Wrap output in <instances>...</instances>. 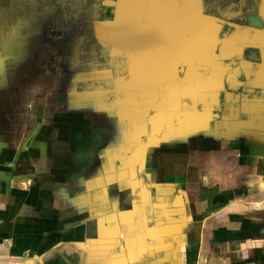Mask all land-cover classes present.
I'll use <instances>...</instances> for the list:
<instances>
[{
	"label": "crops",
	"instance_id": "crops-1",
	"mask_svg": "<svg viewBox=\"0 0 264 264\" xmlns=\"http://www.w3.org/2000/svg\"><path fill=\"white\" fill-rule=\"evenodd\" d=\"M184 8L147 6L142 15L154 9V16L130 29L131 42H126L128 52L123 55L128 69L120 74L112 68L111 96L90 104L91 114L112 112L109 127L94 121V126L108 130L98 141L105 147H95L88 155L86 149L65 152V141L58 142L61 148L49 142L60 167L65 156L69 160L92 156L99 164L91 173L97 182H89L92 178L76 188L39 187L35 168L22 167L24 161L15 163L20 167L12 172L14 181L27 185L8 188L0 197V264H193L187 261L193 247L185 244L194 237L204 238L205 264H232L227 244L214 247L217 241L211 240L205 247L207 237H213L214 218L220 223L239 221L253 208V214L243 219L257 223L253 234H264L259 227L264 220V0L258 14L243 25L206 15L197 3L187 2ZM247 50L258 53L259 61L249 60ZM160 90H171L170 96L158 99ZM164 98L169 113L163 131L150 136L154 132H148L144 120L142 134L139 113L151 120ZM138 138L141 181L132 188L128 179H116V173L125 169L116 148L125 149ZM34 155L39 159V152ZM122 157L129 159V152L124 150ZM194 174L199 183L184 179ZM8 190L23 193L22 200L11 198L17 195ZM38 190L46 191L59 206L36 204L32 192ZM115 190L129 193L112 201ZM26 196L25 211H20ZM26 205L33 214L26 213ZM117 206L118 211H112ZM214 206L221 214L207 215ZM207 224L208 232L202 227ZM221 229L222 238H228L229 229L223 230V225ZM240 235L238 227L236 237ZM252 244L259 247L254 253L263 255L264 244ZM214 252L226 255L224 261L213 263Z\"/></svg>",
	"mask_w": 264,
	"mask_h": 264
},
{
	"label": "rangeland",
	"instance_id": "rangeland-1",
	"mask_svg": "<svg viewBox=\"0 0 264 264\" xmlns=\"http://www.w3.org/2000/svg\"><path fill=\"white\" fill-rule=\"evenodd\" d=\"M104 1L0 0V130L4 132L0 133V154L2 153L0 197L5 196L4 191L8 188L20 190L26 187L27 182L23 184L19 182V179L14 181L15 176L12 174L16 167H20L17 164L15 166L19 160L25 162L22 167L35 168V175L40 182L39 187L61 184L76 188L75 186L80 187L92 178L93 181L89 182H97L98 177L91 173L99 169V164L92 162V156H86V159H83L82 155H78L79 158L76 160H69L65 156L62 161L63 167H60L57 165V159L52 156L48 144L52 142L54 148L58 146L61 148L58 142L65 141L66 145L63 146L65 152L71 148L79 154L86 149L88 155H91L90 151L93 153L95 147L103 148L107 145L98 141L104 138V134H108V130L99 128L96 122L94 126V121L97 120L105 127H109L112 122V112L105 115L91 114L90 104L106 100L111 96L108 90L111 86L112 68L120 74H124L125 69H128V63H125L123 55L128 52L125 51L126 42H131L130 29L137 24L140 25L142 19L152 18L154 16L152 10L156 7L172 6L186 10L184 5L187 2L197 3L198 9L202 8L206 15L243 25L247 23L246 13L258 14L261 2V0H169L168 4L167 0H113L115 3L113 20L100 21V6ZM147 6L154 9L142 15ZM103 47L109 48L108 61L100 58ZM171 86H174L172 81ZM165 90H160L158 99L170 96L167 94L171 90ZM165 98L157 102L158 111L151 114V120L147 121L146 117L143 118V112L139 113L138 121H142L140 122L143 128L142 134L146 133V122L148 132H154L150 136L160 135L163 131L169 113L167 106L163 103ZM236 119L240 120V117ZM44 123L49 125L46 126ZM223 132L226 134V130ZM235 134L232 135L235 136ZM94 139L97 140V144L92 141ZM147 139V137L144 138L145 141ZM139 143L140 138L131 145H125V149L116 148L120 155V162H124L125 165V172H117L116 179L117 181L128 179V186L132 185V188L134 184H139L141 181V175L137 173L143 163ZM152 149L153 147L150 146V150ZM124 150L129 152V159L125 160L122 157ZM37 152L40 154L39 159L34 155ZM19 153H21L20 156ZM29 155L32 157L30 164H28ZM184 164H182L183 170ZM151 176L158 177L155 172H152ZM132 178L136 180L130 181ZM103 179L107 183V176ZM184 179L199 183V177L196 174ZM66 190L68 191V188ZM8 193L17 195L16 198L11 195V198L22 200L19 198L23 195L20 191L8 190ZM49 193L53 197V193ZM114 193L116 197L112 201L123 198L129 191L115 190ZM46 194V191L39 193L38 190L36 194L32 192V195L36 196H32V200L37 199L35 203L41 206L46 202L51 208H57L58 201ZM42 195L45 198L41 197ZM27 200L26 196L24 199L26 202L18 206L20 211L24 210ZM116 204L113 203V205ZM132 206L134 205L127 208L131 209ZM119 208L120 206L113 207L112 211H118ZM212 208L213 211L207 209V215L221 214L219 206ZM25 209L29 215L33 214L32 210L28 212V205ZM253 211L254 208L250 209L245 214L246 217L252 215ZM245 215L234 222L220 223L217 222L218 217L214 218L215 223L211 232L213 237L212 239L207 237L210 233L205 235L208 239L205 247L210 246L211 240L217 241L214 247L226 244L229 246V263L264 264V245L260 247L263 255L259 256L254 253L258 252L259 247H254L252 244L255 242L264 244V234H260L259 237L253 234L252 230L257 227V223L246 221L243 219ZM221 225L223 230L229 229L228 238H222L225 234H220ZM202 227H205L208 232L209 224ZM238 227L241 233L239 238L236 237ZM259 227L264 228V220ZM185 245L193 247V251L188 254L189 263L196 264L199 261V264H205L201 250V248L204 250V238L194 237L191 242L186 240ZM212 256L213 263L223 262L224 257L226 258V255L216 254V252ZM258 257L263 260L258 261ZM206 264L210 262L207 261Z\"/></svg>",
	"mask_w": 264,
	"mask_h": 264
},
{
	"label": "trees",
	"instance_id": "trees-1",
	"mask_svg": "<svg viewBox=\"0 0 264 264\" xmlns=\"http://www.w3.org/2000/svg\"><path fill=\"white\" fill-rule=\"evenodd\" d=\"M256 12H248L246 13L247 22L249 23L251 17L255 16ZM114 18V8L113 7H106L101 5L100 6V12H99V20L100 21H111ZM109 48L103 47L100 51V58L103 59V61H108ZM246 57L249 60L252 61H259V55L253 50H247L246 51Z\"/></svg>",
	"mask_w": 264,
	"mask_h": 264
},
{
	"label": "water",
	"instance_id": "water-1",
	"mask_svg": "<svg viewBox=\"0 0 264 264\" xmlns=\"http://www.w3.org/2000/svg\"><path fill=\"white\" fill-rule=\"evenodd\" d=\"M114 1L113 0H105L104 2H103V5L104 6H114Z\"/></svg>",
	"mask_w": 264,
	"mask_h": 264
},
{
	"label": "flooded vegetation",
	"instance_id": "flooded-vegetation-1",
	"mask_svg": "<svg viewBox=\"0 0 264 264\" xmlns=\"http://www.w3.org/2000/svg\"><path fill=\"white\" fill-rule=\"evenodd\" d=\"M115 1V0H114ZM104 6V5H103ZM106 7H108V6H106ZM109 7H113V6H109ZM114 8V7H113Z\"/></svg>",
	"mask_w": 264,
	"mask_h": 264
},
{
	"label": "clouds",
	"instance_id": "clouds-1",
	"mask_svg": "<svg viewBox=\"0 0 264 264\" xmlns=\"http://www.w3.org/2000/svg\"><path fill=\"white\" fill-rule=\"evenodd\" d=\"M244 258H247V257H244Z\"/></svg>",
	"mask_w": 264,
	"mask_h": 264
}]
</instances>
